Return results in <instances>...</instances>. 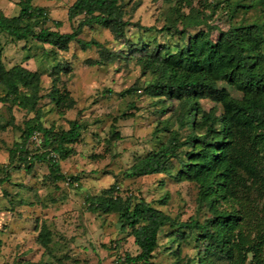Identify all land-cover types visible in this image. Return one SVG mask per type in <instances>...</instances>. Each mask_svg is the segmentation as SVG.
<instances>
[{"label": "rangeland", "instance_id": "374dc122", "mask_svg": "<svg viewBox=\"0 0 264 264\" xmlns=\"http://www.w3.org/2000/svg\"><path fill=\"white\" fill-rule=\"evenodd\" d=\"M19 1L0 0V15H18ZM75 1L34 0L33 4L48 10L50 21L46 27L56 30L54 22H60L58 31L70 34L79 22H71L67 16ZM191 2L190 6H179L174 0H126V19L156 30L130 27L125 39L116 41L111 29L84 28L80 39L95 40L102 44L101 49H83L74 42L67 52L52 51L49 45L0 37L2 59L8 68L22 65L40 73L43 95L59 77L60 88L66 87L76 101L72 110L59 114L51 110L50 99H43L40 105L44 125L59 131L68 130L72 121L85 125L81 141L72 145L71 154L60 161L59 175L52 174L48 163L36 164L27 172L20 168L23 158L16 159L9 169V151L22 142L19 127L24 128L25 120L32 115L0 103V124L10 126L3 129L0 125V179L6 170L11 177L0 183V264H124L125 256L136 257L140 250L129 231L120 229L117 215L90 207L95 197L114 184L121 197L145 199L183 222L191 217L203 221L211 216L200 207L196 183L178 181L170 175L133 179L126 176L131 167L166 143L171 131L179 127L175 121L179 102L152 98L146 93L154 77L143 73L139 58L145 52L136 50L153 51L164 46L176 52L200 30L210 31L211 40L216 42L222 32L231 28L264 24V0ZM192 8L202 12L207 25L184 30L182 16L189 15ZM218 86L227 89L233 98L243 97L224 82ZM131 89L132 94L125 93ZM0 94L3 95L1 88ZM199 106L205 112H222L209 100L199 101ZM161 109L167 111L160 113ZM167 124L170 132L165 131ZM196 130L202 132L200 128ZM189 132L190 129L181 130L183 137ZM28 149L32 152L37 148L29 145ZM174 164L179 162L174 160ZM68 178L78 184L70 185ZM42 230L51 234L48 248L40 239ZM177 230L166 227L161 232L154 257L145 264H196L193 260L197 243L188 230L183 231V236Z\"/></svg>", "mask_w": 264, "mask_h": 264}, {"label": "trees", "instance_id": "16d2710c", "mask_svg": "<svg viewBox=\"0 0 264 264\" xmlns=\"http://www.w3.org/2000/svg\"><path fill=\"white\" fill-rule=\"evenodd\" d=\"M174 1L179 6L192 3L191 0ZM33 3L34 0H20L18 15H0V37L15 42H36L49 45L52 51L67 52L74 42L83 49L102 48L95 40L80 39L84 28L111 29L116 41L125 39L130 27L147 32L156 30L126 19V0H76L67 16L71 22L78 19V25L72 33L64 34L58 31L62 27L60 22H54L56 30L46 27L50 21L48 10ZM202 17V12L192 8L189 15L182 16L183 29L196 30L207 25ZM210 36V31L200 30L189 37L186 45L178 46L176 52L164 46L153 51L136 50L145 52L139 58L143 73L154 77L146 93L152 98L166 97L179 102L175 113L179 127L171 131L166 143L131 167L126 176L133 179L170 175L178 181L196 183L200 207L211 216L203 221L191 217L183 222L145 199L121 197L116 184L112 185L95 197L90 207L104 214L115 213L120 229L129 231L135 239L140 253L136 257L125 256L124 264H145L153 259L160 234L166 227L177 228L182 236L184 230L190 232L198 249L193 263L264 264V24L231 28L222 32L216 42ZM3 54L0 39L3 93L0 103L32 115L25 120L24 128L19 127L22 142L9 151L10 164L6 168L12 169L14 161L23 158L20 168L27 172L36 164L48 163L52 174L57 176L60 161L71 154L72 145L81 141L85 125L72 121L68 130L47 128L41 118L40 103L48 98L51 110L65 114L74 108L76 101L66 87L60 88L59 77L43 95L40 73L22 65L8 68ZM220 82L242 93V99L233 98L227 89L219 88ZM132 91L125 93L132 94ZM201 100L220 106L221 114L217 115L215 109L202 111ZM165 111L161 109L160 113ZM0 125L3 129L10 127ZM169 127L167 124L165 131L170 132ZM186 129L190 132L183 137L181 130ZM29 145L37 149L31 152ZM183 148L187 150L182 151ZM2 178L0 183L10 181L9 170ZM67 181L70 185L78 184L74 178ZM40 239L48 248L51 234L42 230Z\"/></svg>", "mask_w": 264, "mask_h": 264}]
</instances>
